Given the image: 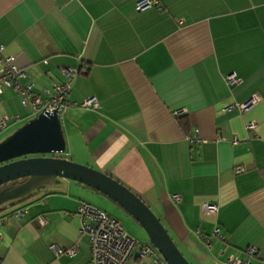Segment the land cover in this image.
I'll list each match as a JSON object with an SVG mask.
<instances>
[{"label": "crops", "instance_id": "obj_1", "mask_svg": "<svg viewBox=\"0 0 264 264\" xmlns=\"http://www.w3.org/2000/svg\"><path fill=\"white\" fill-rule=\"evenodd\" d=\"M134 1L0 0L1 53L41 96L62 67L77 69L59 115L62 157L137 193L192 264H233L229 255L264 264V0H160L139 11ZM225 72L239 82L228 84ZM252 93L258 101L238 110ZM88 96L97 107L80 106ZM0 114L8 117L1 132L35 115L6 86ZM193 132L202 141L186 138ZM99 194L55 176L2 202L0 264H85L89 240L75 206L84 200L111 214ZM50 243L76 250L55 254ZM124 264L151 259L133 252Z\"/></svg>", "mask_w": 264, "mask_h": 264}, {"label": "water", "instance_id": "obj_2", "mask_svg": "<svg viewBox=\"0 0 264 264\" xmlns=\"http://www.w3.org/2000/svg\"><path fill=\"white\" fill-rule=\"evenodd\" d=\"M55 110L39 111L0 139V204L21 197L55 176L72 178L113 202L143 227L166 264H192L151 207L133 190L108 173L71 159ZM49 154V155H46ZM15 178L19 180L13 181Z\"/></svg>", "mask_w": 264, "mask_h": 264}, {"label": "built area", "instance_id": "obj_3", "mask_svg": "<svg viewBox=\"0 0 264 264\" xmlns=\"http://www.w3.org/2000/svg\"><path fill=\"white\" fill-rule=\"evenodd\" d=\"M151 6L160 8V0L134 1V8L138 11ZM1 49L2 46L0 45V89L1 86L13 88L19 94L21 104L27 107L33 114L44 110H55L59 117L66 107V92L76 76L77 69L70 66L62 67L60 69V81L52 84V89L50 91L43 89L44 95L41 96L32 90L31 84L23 82L26 76L25 69L17 65L12 56L3 55ZM77 59L79 60V57H77ZM223 78L230 85L239 82V79L235 77L232 72H225ZM258 99V94L252 93L243 102H239L235 106L238 110L242 111L249 105L257 102ZM79 104L83 108L92 109L97 107V100L94 96H88L83 98ZM180 111L181 110L174 111V113L177 114ZM15 118L17 119L18 117L15 116ZM7 124L8 117L4 114H0V132ZM254 125L252 121L246 123L247 128H252ZM186 138L189 140L202 141V139L195 135V132L186 134ZM235 140L236 139L233 138V141ZM240 169L241 167L236 168V170ZM172 197L178 198L179 194L173 193ZM202 207L205 211L213 213L217 205L214 201H204ZM24 210L25 207H18L12 214L13 216L20 217ZM75 212L79 217V230L86 232L89 240V257L85 264H124L127 257L133 252H135L138 258L149 257L151 259V264H165L164 259L154 245L147 240L141 241L128 234L119 219L107 213L105 210L84 200H79L75 206ZM36 219L40 223L45 221V217L42 214L37 215ZM213 232L217 234V236H222L217 226L213 228ZM1 238L2 232L0 229V239ZM49 246L55 254L61 252L73 254L76 250L75 246L62 248L54 243H50ZM245 250L247 253H252L254 251V246L249 245ZM227 260L233 264L248 263L247 257L241 259L236 255L227 256Z\"/></svg>", "mask_w": 264, "mask_h": 264}, {"label": "rangeland", "instance_id": "obj_4", "mask_svg": "<svg viewBox=\"0 0 264 264\" xmlns=\"http://www.w3.org/2000/svg\"><path fill=\"white\" fill-rule=\"evenodd\" d=\"M26 119H23V120L17 122L15 125L11 126L10 128L6 129L5 131L0 132V139L2 137H4L7 133H9L10 131H12L14 128H16L19 124H21ZM63 154H65V152H56L55 153L56 156H60V157H62ZM99 195H100V197H102V199L104 200V202L107 203L108 206L111 208L112 211L110 213L113 214V215H115L120 220L122 226L124 227V229L126 231L134 234V237L136 239H138V240H141L142 241V240H144V239L147 238L146 232L143 229V227H141L140 225H138L128 214H126L125 212H123L119 207H117L113 202H111L110 200H108L105 196H103L102 194H99ZM132 228L138 229L142 233V236H138L135 232H133Z\"/></svg>", "mask_w": 264, "mask_h": 264}, {"label": "flooded vegetation", "instance_id": "obj_5", "mask_svg": "<svg viewBox=\"0 0 264 264\" xmlns=\"http://www.w3.org/2000/svg\"><path fill=\"white\" fill-rule=\"evenodd\" d=\"M46 155H49V154H46ZM20 178H15L13 181H15V180H19Z\"/></svg>", "mask_w": 264, "mask_h": 264}]
</instances>
